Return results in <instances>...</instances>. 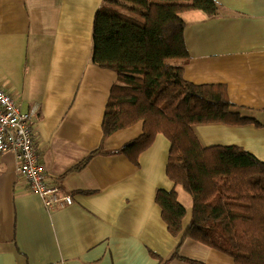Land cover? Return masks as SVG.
I'll return each mask as SVG.
<instances>
[{"label": "crops", "instance_id": "obj_1", "mask_svg": "<svg viewBox=\"0 0 264 264\" xmlns=\"http://www.w3.org/2000/svg\"><path fill=\"white\" fill-rule=\"evenodd\" d=\"M215 1L214 16L181 14L184 77L224 84L233 110L252 119L198 124L196 134L207 147L234 144L264 162V0ZM101 5L0 0V86L20 110L37 105L35 141L45 179L73 198L47 210L18 176L14 155L0 153V264H233L217 249L173 237L164 225L154 200L158 188H175L191 209L190 195L165 174V136L158 133L135 163L115 150L140 135L141 121L103 137L117 74L89 63L91 24ZM94 150L83 168H73Z\"/></svg>", "mask_w": 264, "mask_h": 264}, {"label": "trees", "instance_id": "obj_2", "mask_svg": "<svg viewBox=\"0 0 264 264\" xmlns=\"http://www.w3.org/2000/svg\"><path fill=\"white\" fill-rule=\"evenodd\" d=\"M189 9L218 13L215 0H102L91 24L89 63L117 74L100 125L103 137L141 121L140 135L115 150L135 163L158 133L165 136V174L191 198L184 228L187 211L175 188L156 190L168 232L217 249L233 264H264V162L234 144L207 147L195 129L252 118L233 110L224 84L184 77L181 14ZM98 152L73 168H83Z\"/></svg>", "mask_w": 264, "mask_h": 264}, {"label": "built area", "instance_id": "obj_3", "mask_svg": "<svg viewBox=\"0 0 264 264\" xmlns=\"http://www.w3.org/2000/svg\"><path fill=\"white\" fill-rule=\"evenodd\" d=\"M37 105L22 111L11 94L0 86V153L11 152L16 160V172L26 182L28 190L36 194L47 210H54L73 202L71 194L61 192L59 185L48 181L40 163L36 145Z\"/></svg>", "mask_w": 264, "mask_h": 264}, {"label": "rangeland", "instance_id": "obj_4", "mask_svg": "<svg viewBox=\"0 0 264 264\" xmlns=\"http://www.w3.org/2000/svg\"><path fill=\"white\" fill-rule=\"evenodd\" d=\"M182 192L185 193V194H187L185 191H182ZM187 195L189 196V194H187ZM179 199H180V201H181L182 204L184 203L185 205H189V204H187V200L184 199V196H180ZM188 210H189V209H188ZM188 210H187V213H188V214H187V217L189 216V213H190V211H188ZM188 219H189V218H188ZM186 220H187V218H186ZM184 228H186V227H184Z\"/></svg>", "mask_w": 264, "mask_h": 264}]
</instances>
